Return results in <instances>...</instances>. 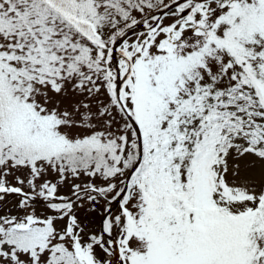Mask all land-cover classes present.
Instances as JSON below:
<instances>
[{"label": "snow or ice", "instance_id": "1", "mask_svg": "<svg viewBox=\"0 0 264 264\" xmlns=\"http://www.w3.org/2000/svg\"><path fill=\"white\" fill-rule=\"evenodd\" d=\"M0 264H264V0H0Z\"/></svg>", "mask_w": 264, "mask_h": 264}]
</instances>
